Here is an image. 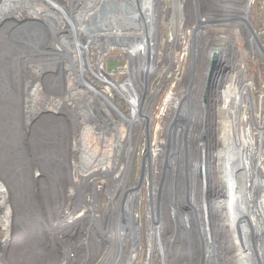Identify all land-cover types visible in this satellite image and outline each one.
Returning <instances> with one entry per match:
<instances>
[{
	"label": "bare ground",
	"instance_id": "obj_1",
	"mask_svg": "<svg viewBox=\"0 0 264 264\" xmlns=\"http://www.w3.org/2000/svg\"><path fill=\"white\" fill-rule=\"evenodd\" d=\"M90 1L91 4L88 12L92 9L89 14V16H92L96 0ZM205 2V5L212 7V9L210 8V11L205 12L203 8L199 11L200 16L195 13L197 30L202 31L204 34L210 32L208 28V26H210L209 22H220L224 25L228 23L226 19L221 18V16H223L221 12H223L222 7H228L231 5V1H229L228 6L225 1L222 3V0H218L219 4H215V6L211 5V2L208 0H205ZM241 2L242 16L248 19L249 6L252 1L241 0ZM151 3L150 12L152 13L153 2ZM186 5L188 6L187 0ZM195 5L196 7L199 6V0H195ZM187 6L185 10L186 13ZM231 6L233 7V5ZM58 7L63 9L62 5ZM68 7V9H71L72 11L73 9L76 10L80 6L72 1ZM215 10L217 11L216 14H213V16H216L215 19L207 17L210 12H214ZM18 11H21V13H27L30 19V21H24L25 23L23 22L22 25L26 29L30 27L32 31H34L35 37L37 36L41 39L45 38L46 42L43 41L41 46L47 45L51 39V42L49 43L51 48H49L46 52L48 55V59L46 58V60L50 61L51 64H54V66L59 68V73L57 75L54 73L52 78L60 81L64 80V87L61 88L63 92L70 93L74 97H79L81 98L80 101L84 102L83 107L77 103L78 101L71 103L70 101L64 100L65 102L62 101L58 103L57 106L55 105V107L52 108L53 111L51 112L53 113L54 111L65 113L67 116L66 120L69 119V124H72L71 126L73 127V131H68L69 133L64 132L60 135L61 143L64 144L63 140L64 138L66 139L65 144L67 145V157L63 156V153L62 156L65 158L56 156L53 151V155L49 163L42 161V164L45 163L49 165L50 169L46 170V166H44L45 171L43 172L45 173L39 179L44 178L43 176L47 178L50 174L51 178L49 179H51L54 184L56 183L59 185L65 180L64 182L66 183H64V193L67 194L66 198L69 199L70 203H73L75 206L78 205L79 207L82 205L88 206L87 210L83 211L84 214L81 213L77 216V218L75 217L71 218L69 221L67 220L68 222L66 221V224L61 223L62 226L66 225L72 229H76L80 226L82 237L81 243H83L82 247L85 251V255L83 257L84 264H115L116 259H122L121 257L123 255H127L128 263L133 264L139 255L138 251H140V224L136 220L137 212L135 208L141 201V194L137 192L139 189L136 191V189L130 188V184H128L127 181L125 182V178L128 167H133L136 147L132 145H134L136 140L138 141L141 139L142 135L140 133L135 140L136 136L134 137L133 133L134 128L136 129V122H138L139 117H143L141 122L147 123V129H150L153 119L150 115H147L148 112L146 111L145 113H142L141 117L132 110L131 116L129 117L122 114L126 121H128V127H126L122 120H118L114 117V115H112L114 113L112 111L122 112L115 102L110 99L107 91L97 89V91L91 90L87 93L78 89V83H81L86 78V69L83 68V66L87 64V60L82 57L83 49L78 43L72 45V48L74 46L73 52L70 50L71 43L67 39L69 36H73L75 31L70 30L69 32V29L60 21L61 17L59 14L54 13L53 11L51 12L50 10H40L33 5V3L28 1L0 0V34H7L8 31L15 26V24L20 23L18 21L23 20V16H21ZM204 15L205 18L202 17ZM47 20L51 22V25L53 26L52 28L47 26ZM139 22L140 24L142 22L140 28H143L145 22L141 20ZM32 23H34V26H32ZM242 23L243 24L239 26V30H235V32L239 33L241 30L248 40H252L253 44V41H255V43L259 45L258 37L254 33V27L248 21H244ZM146 24L147 28L146 25L145 28L148 31L147 34L151 36L155 29L153 20L150 19L146 22ZM41 27H44V30H41ZM193 28L194 27L191 28L192 36L189 35L192 49L193 44L196 43L194 42L192 44V37L194 36ZM73 29H76L74 25ZM67 30V34L69 36L66 35L67 37H64L63 35L59 46H54L53 42L56 41V37L58 36V33L55 31H59L63 34ZM99 31H103L102 34H105L106 32L103 26L99 27ZM226 31L228 32L229 30L227 29ZM37 33H40L39 36ZM218 37L224 39V42L228 36L225 38L222 37L221 34V36ZM137 38L138 36L136 35L130 39L132 41ZM140 39L143 40L144 37ZM20 47L22 49V46ZM35 49L37 48H34V50ZM54 51H56V54H53L55 53ZM194 52L195 50H193V53ZM29 53H31V51ZM66 59H68V62H64ZM29 61L30 60H28V62ZM239 78L240 81H238L237 76V84L235 87L228 89L223 88L222 83L215 88L214 94L216 97H211L208 100V107L205 111L204 119L201 115L198 117L201 120L203 119V122H200L205 123L204 126L207 128L200 125L202 129H198L196 133H194L195 126L191 129V132L188 131V129L185 133L183 131L182 134L178 132V143L182 142L181 144L183 145L181 148L178 145V154L175 153V150H172L176 141V131L174 132L172 130L170 133L169 139L172 140L170 143L172 145L170 147L171 149H166L162 143H149V152H152V147L161 152L159 154V158H155V163H152V159H150V161L149 158L147 159V168L144 174L146 177L150 178L152 176L150 171L151 166L154 167L155 165L154 176L151 177L154 185L152 187H154L153 189L155 192L161 191V196L158 197L159 194L155 193L154 204H152L155 209H153L155 217L151 216L149 221L146 222L149 245L147 259L143 262V264H264V248L256 237V228L254 224L255 220V222L257 221L259 224V229H264V195L259 194L261 187L257 173L256 153L253 149V144L251 147H246L248 133H246V127L243 125V103L244 99L247 97L250 98L251 88L250 84L243 81L240 75ZM25 83L28 84V86L29 84L31 85L32 91L30 96L27 99L24 98L25 101L22 103L23 114L28 116L29 121H31V118L35 119V124L29 134L33 137V135L36 134L35 131H37V129H44L48 134L55 136L54 134H51L52 132L46 130V127L50 125L53 126V124L58 121L66 124L65 120L56 116L52 118L51 114L39 115V110L34 107L38 104L36 102L38 101L37 94L40 91V85L35 84L32 86V83L35 82H32L30 79ZM26 84L24 86H26ZM92 84L93 83H90V85ZM225 94L229 95L228 103H225V100L222 103L218 102L217 98L219 96H224ZM190 101H192V99L189 101L187 100L188 103ZM106 107H109L110 111H108ZM33 109L34 113L32 112ZM197 110L198 111L195 113L196 116L200 113L202 114L199 109ZM97 113L102 116L101 118L99 115L101 118V125L98 126V129L88 124V121L85 119V116L92 119V117H95V114L97 115ZM206 117L207 121L205 122ZM232 123L238 130L237 135H234L237 136L236 139H234L232 131L230 130V124ZM25 124H27V127L29 126V123L26 122ZM192 133L195 135L192 136ZM213 149L214 151L212 153ZM69 155H71V158H69ZM6 157L7 154H5L3 150L0 151V159L3 160ZM168 157L176 159L177 162L173 159L172 161L168 160ZM200 157H203L201 158L203 162H205L206 159L213 160L214 167L211 172L212 176L214 175L216 180H222L221 182L224 186V193L225 191H229L233 201L230 200L228 195H223L224 197L219 199L217 197L211 198L208 201L207 196H204V194L201 195L199 186L197 188L198 177L196 174L197 167L200 165V162H197V159ZM119 160H121V163H119ZM181 170L183 172V177L185 175V171H187L186 174L192 176V178L194 174L193 190L190 188L192 186L191 181L190 185H188L189 188L185 192L189 191L192 196L191 201H194V203L197 201L196 206H193L194 208L192 210H195L196 216L198 217L195 221H193V223L189 222V229L182 230V223H180L181 225L179 226L177 221L179 220L177 219L179 215L177 216L174 211L172 222L177 229L171 233L169 237L161 240L162 235L160 237L158 236L156 228L158 219L164 223L165 221L168 223L171 222L166 220L165 214L161 216L160 207H158L160 211L156 208L157 201L159 198L162 206L161 198L165 190V194L167 193L169 201L175 202L177 200L180 202L178 197V185L182 173ZM173 171L175 173V181L177 180V188L175 192L176 196L171 198L170 193L172 192V188H170L169 181L171 180L170 175ZM205 176L201 178L205 179ZM200 181H202V179L199 178V182ZM225 181L227 183V187L224 185ZM242 182H246L245 191H243L241 186ZM104 183L106 187H104ZM162 183L163 186H161ZM166 186L167 188H165ZM8 188L10 189V186L7 183L0 181V207L5 208L6 213L10 216L12 209L7 201L9 193ZM105 188H107L108 195L110 196L112 210L110 212L102 213L99 206V197L102 195L103 189ZM252 189L257 191L258 197H256V191H251ZM196 190L198 192L197 196L195 195ZM249 191H251L250 196L248 195ZM246 204H248L249 210L245 209ZM253 206L255 207V210L252 212ZM180 213L181 211L179 214ZM207 217L212 218L211 220L214 221L215 227L213 228V232L206 238L201 234V221L207 219ZM59 223L60 221L58 224ZM230 224L235 229H233ZM24 225H27V223ZM40 234L39 230L34 231L33 233L25 231L22 240L20 242L17 241L15 250L16 253H14V256L18 263L37 264V262H41V264H45V262L48 261V258L50 257V252H46L48 249L46 251L42 249L41 252L37 253L36 250L32 249L30 251L28 248V241L30 240L34 241L35 246H38L39 244L41 245V242L38 243ZM243 236L245 237V241H242ZM164 240H166L165 243ZM245 243L247 245L246 247ZM248 250L252 252L251 257L247 256L246 252ZM35 257H38L37 261H34Z\"/></svg>",
	"mask_w": 264,
	"mask_h": 264
},
{
	"label": "rangeland",
	"instance_id": "obj_2",
	"mask_svg": "<svg viewBox=\"0 0 264 264\" xmlns=\"http://www.w3.org/2000/svg\"><path fill=\"white\" fill-rule=\"evenodd\" d=\"M21 1L31 2L40 10H48V11L50 10L51 12L53 11L54 13L59 14L61 17L60 21L69 29V32L70 30L75 31V34L73 36L76 39L79 40V37L81 36V34L83 35L84 31L85 34H87L86 31L88 30H86L85 27L86 24L90 21L89 18H91V15L89 16V14L92 9L89 12L88 10L84 11L86 6H81L82 4L81 0H72L73 3H76L80 6L76 10L73 9L72 11L71 9H68L69 8L68 5L72 3L71 0H53L56 2L50 0H21ZM174 1L176 0H166V5L170 9H172ZM187 1H194V0H187ZM208 1L211 2V5L215 6L214 3L215 0H208ZM224 1L226 2L227 6L229 5V1H231V5H233V7H229L231 5H229L228 7L224 6L222 7L223 12L220 11L223 15L221 16V18L226 19L228 22L227 24L229 25L227 24L224 25L223 23L220 22H209L210 26H208V28L210 32H208L207 30L208 33L204 34L202 31L197 30L196 21L195 23L193 22L191 24V28L194 27L193 28L194 36L192 37V44L194 42L196 43L193 44V49L191 45L190 48L191 58H189L188 64L186 66V79L179 85L178 90L180 91L179 95L182 101L181 104L183 103V107H184V109L182 110V114L185 118L184 124L186 125L188 131L190 132L192 131L191 129L195 126L194 133H196L198 129L200 128L202 129L200 125L207 128L206 126H204L205 123H202L206 111L204 109L206 102V95H207V89L205 83L207 81V78L210 76L211 72L213 71L214 61L216 60L220 61V69L223 74L222 82L220 84L223 83V88L228 89L235 87L237 84L236 81L237 76H238V81H240L239 75L242 77L243 81L250 84L251 96L250 98L247 97L246 99H244V103H243L244 127L253 125L254 121L258 119L259 115H261V117L264 118V0H251L252 2H250L251 5L249 6L250 12L248 17L250 18L251 24L253 25L255 30V34L258 37L260 43L259 45H257L255 41H253L254 42L253 44L252 40H248L247 37L243 34V32H241V30L239 31V33L235 32V30L236 31L239 30V26L243 24L241 19L243 17L241 12V7H242L241 0H222V3ZM151 2H153V0H151ZM88 4H91V1ZM205 4H206L205 0H199V6L196 7L197 10L195 11V13L199 15L200 14L199 9L201 8L202 9L204 8L205 12L210 11V8L212 9V7H208ZM60 5L63 6V9H60L58 7ZM186 6H185V10H186ZM193 10H194V6H192V11ZM155 12H156V6H153L152 13L155 14ZM18 13L21 16H23V20L18 21L20 23L15 24V26L12 29H10L7 34H0V38H1L0 39V75H1L0 76V151L3 150V152L7 154L6 158H4L3 160L0 159V181L3 183L5 182L10 186V189L8 188L9 193L7 196V201L12 209V213H11L12 223L10 218V224H11L10 228L12 229L13 227L12 225H14L15 230L13 233H15V237H14V244L12 247L13 250L12 258L11 255L9 256V258L14 264H20L16 261L14 253H16L15 250H16L17 241L20 242L22 240L25 231L33 233L34 231L39 230V232L41 233L38 241V243L41 242V245L39 244L38 246H35L33 240L28 241V248L30 249V251L32 249L36 250L37 253L41 252L42 249L46 251L48 248L46 239L48 232H50L51 225L54 223H58L59 221L62 224H66L71 218H75V217L77 218L78 215L83 213V211L87 210L88 208V206L85 205L79 207L78 205L75 206L73 205V203H70L69 199L66 198L67 194L64 193V183H66L64 182L65 180L62 181V183L59 185L56 183L54 184V182L51 179H49L51 178L50 174L49 176H47V178L43 176L44 177L42 178L43 180L39 179L45 173L43 172L45 171L44 166H46V170L50 169V166L45 163L50 162L53 155V151L56 156H60L61 158H65L63 156L67 157V145L65 144L66 139L64 138L63 140L64 144L61 143L60 135H62L64 132L73 131V127L71 126L72 124L71 125L69 124V119L66 120L67 116L65 115V113L57 112V111H54L53 113L51 112L53 111L52 108L55 107V105L57 106L58 103L64 100L70 101L71 103H75L78 101L77 103L83 107H84V102L80 101L81 98L79 97H74L70 93L63 92L61 88L64 87L63 86L65 84L64 80L60 81L52 78L54 73L56 75L59 73L58 72L59 68L54 66V64H51L50 61L46 60V58L48 59V55L46 54V52L49 48H51V45H49L51 39L49 43H47V45L41 46L43 41L46 42L45 38L41 39L40 37L37 36L36 38L34 31H32L30 27L26 29L24 26H22V23L24 21H30V19L27 13L25 12L21 13V11H18ZM210 13L209 16L207 17L215 19L216 16H213V14H216L217 11L215 10L214 12H210ZM202 17L205 18V15ZM152 20H153V24L155 25V29H154V33H152L151 36L154 35L155 32L157 31V24H158V20H156L155 17L154 19L152 18ZM73 25L76 27L75 30L73 29ZM140 25H142V22L141 24L140 22H135L131 24H125L124 26H118L116 27L117 29L115 28L111 29L113 30V32L114 31L115 32L111 33L110 35L111 36L117 35L121 37L122 41H126V38H123V36L128 32L135 33L134 30L138 29ZM32 26H34V23H32ZM47 26L49 28L53 27L49 20H47ZM94 27L95 26H89L88 29L92 31ZM168 27H170V22L169 21L163 22L162 28L159 33L160 36L158 35L161 41L163 40V36L165 35V33L168 32L169 34L170 32V29ZM40 29L44 30V27H41ZM119 29L121 30V33L119 32ZM227 29L229 30L228 32L226 31ZM55 32L58 33L59 37L57 36L58 38L56 37V41L54 40L55 42L53 43L54 46L57 45L56 47H58L61 42L60 40H62L63 38L62 36L64 35L65 37L66 35L67 36L69 35L67 34L68 30L63 34L60 33L59 31H55ZM106 33L107 32H105V34ZM37 34L39 36L40 33ZM221 34L222 37L225 38L226 36H228L224 42H223L224 39L218 37L221 36ZM101 35L104 34L98 32L93 34L92 37L98 38ZM106 37H109V35H107ZM67 40H69V38ZM69 41L70 43L73 42L72 40ZM78 44L80 46H84V44L83 43L81 44V42H78ZM20 46H22V49ZM162 46L163 43L161 42L160 49ZM34 48L37 49L34 50ZM73 48L72 45H70V50H72V52L74 51ZM214 49L221 50L220 51L221 59L218 57L219 55L215 54ZM193 50H195L194 53ZM30 51L31 53H29ZM54 52L55 53L53 54H56V51ZM90 53H92V51H90ZM154 53L155 51L152 52L150 55ZM165 56L168 57L169 54L166 52ZM82 57L85 58V55H82ZM28 60L30 61L28 62ZM67 60L68 59H66V61L64 62H68ZM126 61L127 58L124 56V53L122 51H115L106 61V66L108 68L109 66L114 67L120 64H124L126 63ZM107 71L108 70L106 68L105 70L107 77L106 80L102 79L101 76H100L101 80H99L98 76L95 75L96 76L95 77L94 74L89 73L88 76H86V78L94 85L93 84L90 85V83H86V79H84V81L78 83L79 84L78 89L85 91L87 93H89L91 90L97 91V89L102 91H107L110 99L115 102V104L122 112L120 113L118 111H112L114 112L112 115H114L116 119L122 120L124 122V125L128 127V121H126V119L123 117L122 114H125L127 117L131 116L132 103L130 102V94L133 88L130 87L131 83H121L125 79V76L115 75L112 73L110 74ZM29 79L32 80V82L33 81L35 82L32 83V86H34L35 84L40 85V91L37 94L38 101L36 102L38 104H36V107H34L35 109L39 110L40 112L39 115L51 114L52 118L56 116L58 118H63L65 120L66 124L58 121L55 122L53 126L50 125L46 127L47 128L46 130L52 132L51 134H54L55 136L48 134L47 131H45L44 129H37V131H35L36 134L33 135V137L31 134H29L31 133V129L35 124V119L31 118L30 119L31 121H29L28 116L23 114V110H22V103L25 101V99H27L30 96L32 91L31 85L29 84L30 86L29 87L28 84L25 83ZM107 80L110 81L111 83H109ZM25 84L26 86H24ZM170 84L171 83L164 84L163 87L164 91L162 89V93L158 101V106L164 104L166 97L169 94L168 88L170 87ZM151 85L152 83H150V86ZM155 86L156 83L154 84V87ZM190 99H192V101L188 103L187 100L189 101ZM217 100L218 102L221 103L225 100V103H228L229 95L225 94L224 96H219ZM106 109L110 111L109 107H106ZM197 109H199L202 112V114L200 113L199 115L196 116L195 113L198 111ZM32 112L34 113V109L32 110ZM150 113H151L150 116L153 119V123L151 124L150 129L149 128L147 129V125H146L147 123L141 122L143 120L142 115H140L142 118L139 117L138 122H136L135 125L136 129L134 128V133H133V136L134 137L136 136L135 140L137 139L140 133L142 135H141V139H139L138 141L136 140L134 145H132L136 147L135 148L136 152L133 159V167L132 168L128 167L127 175L125 178V182L127 181V183L130 184V188H134L136 189V191L139 189L137 192L141 194V201L135 208L136 212L138 213V214L136 213V220L140 224V230H139L140 251H138L139 255L137 256V259L133 264H143V262L147 259L149 238H148V228L146 222L149 221L151 216L155 217L153 213L155 209L153 208L154 205H152L154 204L155 193L159 194L158 197L161 196L160 193L161 191L155 192V190L153 189L154 187H152L154 185L152 183L153 181L151 177L154 176L155 165L154 167L151 166L150 171L152 176L150 178L146 177V175L144 174L147 168V164H146L147 159L149 158V161L150 159H152V163H155L154 161L155 158L158 159L159 154L161 152L158 149L157 150L154 149L153 147L151 149L152 152H149L148 149L149 143L150 144L151 142H154L155 144L162 143V145L166 147V149H169L172 146L170 144L172 140L169 139L170 133L173 130L175 124L182 119L181 117L174 118L175 116H171V117L168 116L167 118H165L163 117L164 114H162L161 109L155 106L152 108ZM99 115H100L99 113H97V115L95 114V117H92V119L85 116V119L86 121H88V124L98 129V126L101 125V118H102V116L100 115L101 116L100 118ZM200 115L203 116L202 120L198 118ZM207 117L205 119V122L207 121ZM25 120L27 123H29L28 127L26 126L27 124H25L26 123ZM235 129L236 126H234L233 123L230 124V130L232 131V136H234L235 134L237 135L238 133V130ZM194 133H192V136L195 135ZM236 138L237 136H234V139ZM172 150H175V144L173 145ZM213 151L214 149L212 150V153ZM69 158H71V155H69ZM201 158L203 157L197 159V162L199 161L200 165L197 167V172H196L198 177L197 188L199 186L201 195L204 194V196H207V201L215 197H217L218 199L222 198L224 197L223 195H228L230 200H232L229 191H225L224 193L223 190L224 186L222 185L223 183L221 182L222 180H216L214 178V175L212 176L211 172L214 167L213 160L206 159L205 160L206 164H205V162H203ZM172 159L175 162H177L176 159L172 157H168V160L172 161ZM42 161H44L45 163L42 164ZM120 161L121 160H119V163H121ZM187 171H185V175L183 177L182 176L183 172L181 170L182 172L181 177L179 176L180 180L178 177L179 180L178 197L180 202H178L177 200L175 202L169 201L167 198V193L165 194V190L161 198L162 206L158 198L156 208L158 209V207H160L161 216L165 214L166 220L171 222L168 223L165 221L164 223L160 221V219H158L156 228L158 231V236L160 237L162 235L161 240L166 239V237H169L171 233H173L177 229V227L174 226L172 222L174 217L173 215L174 211L176 212L177 216L179 215L178 217L177 216L176 217L177 219H179L177 220L179 226L181 225L180 223H182L181 225V227H183L182 230L189 229L190 228L189 222L193 223V221H195L198 217L196 216L195 210H192L194 208L193 206H196L197 201L196 203H194V201H191L192 198L191 194L189 193V191L185 192L189 188L188 185H190L191 181H192V186L190 188H192L193 190L194 187L193 185L194 174L192 178V176L186 174ZM204 176L206 177L205 179L201 178ZM170 177L171 180L169 181V184H170V188H172V192L170 193V195H172L173 197L176 196L175 192L177 188V180L175 181L174 171L170 175ZM199 178L202 179V181L199 182ZM224 183H225L224 185L227 187L226 181ZM103 185L104 187H106L105 183ZM161 186H163V183ZM241 186L243 188V191H245L246 182H242ZM165 188H167V186ZM251 191H256V190L252 189ZM251 191L248 192L249 196ZM197 193L198 192L196 190L195 191L196 196L198 195ZM256 197H258L257 191H256ZM99 206H100V211L102 213L110 212L112 210V204L110 201V196L108 195L107 188L103 189L102 195L99 197ZM245 209L249 210L248 204H246ZM254 210L255 207L253 206L252 212ZM3 211H5V208L0 207V227H2L1 220H2ZM158 211L160 210L158 209ZM178 211L179 212L181 211V213L179 214ZM211 219L212 218L207 217V219L201 221L202 224L201 234L206 238L213 232V228L215 227V223ZM24 222L27 223V225H24L25 224ZM256 222L254 220V224L256 228L255 229L256 237L258 241L261 243L262 247L264 248V229H259L258 227L259 224L258 222L257 223ZM78 228L80 229V226ZM242 239H243L242 241H245L244 236L242 237ZM165 241L166 240H164V243ZM246 246L247 245L245 243V247ZM47 251H49V248ZM246 253L248 257L252 256V252L250 250H248ZM121 258L122 259H116L115 264H129L127 255L126 256L123 255ZM54 259L55 256L50 258L49 261H46L45 264H53ZM37 260L38 257H35L34 261ZM37 264H41V262H37Z\"/></svg>",
	"mask_w": 264,
	"mask_h": 264
},
{
	"label": "built area",
	"instance_id": "obj_3",
	"mask_svg": "<svg viewBox=\"0 0 264 264\" xmlns=\"http://www.w3.org/2000/svg\"><path fill=\"white\" fill-rule=\"evenodd\" d=\"M81 2V6H86L84 11H87L90 0H81ZM151 4V0H96L94 4L96 8L92 11L93 15L89 18L90 21L86 24L87 34L84 31L79 40L72 35L68 38L73 41L71 45L78 42L84 44L81 48L83 49L82 54L85 55L87 60V64L83 66L86 69L85 77L92 73L94 76H98L99 80H101L100 76L106 80V68L110 74L125 76L121 83H131L130 87L133 90L130 94V102L132 103V110L136 114L142 115L146 111L148 112L147 115H151L150 112L155 106L161 109L165 118L168 116L183 118L182 110L184 107L183 103L181 104L178 88L186 79V66L189 58H191L189 35L192 32L191 24L196 19L195 0L188 1L187 13L185 12L186 0L174 1L172 9L166 5V0H153L152 6H156L155 14L150 12ZM192 6H194L193 11ZM154 17L158 20L157 31L154 35L149 36L146 30V22L152 18L154 19ZM140 20L145 22L146 28L145 25L143 28L138 27L134 30L137 33L128 32L123 38L129 40L137 35L140 38L144 37L143 40L135 39L127 42L122 41L121 37L117 35H110L115 32L111 30L113 27L117 29L118 26L139 22ZM165 21L170 22V27H168L170 32L169 34L166 32L161 41L159 33ZM89 26L95 27L91 31L88 29ZM101 26L105 28L107 33L98 38H93L94 33H103V31H99ZM119 32L121 33L120 29ZM107 35L109 37H106ZM161 42L163 46L160 49ZM115 51H122L127 61L124 64L114 67L109 66L108 68L106 61ZM154 51L155 53L150 55ZM214 51L221 59V50L214 49ZM166 52L169 54L168 57L165 56ZM212 72L205 83L207 89L205 110L208 107V100L211 97H216L214 94L215 88L222 82L223 74L219 60L214 61ZM85 79L86 83H91L87 78ZM150 83H152L151 86ZM155 83L156 86L154 87ZM165 83H171L168 88L169 94L164 104L158 106ZM246 133H248L246 147H251L253 144L256 153L257 173L261 187L260 195H264V118L259 115L253 125L246 127ZM10 218L12 222L11 215L9 216L6 210L3 211L2 227H0V264H14L9 258L10 255L12 258L15 237V233H13L15 230L14 225H12V229L10 228ZM81 240L79 228L72 229L66 225L62 226L61 223L52 224L46 239L49 248V251L46 252H50L48 261L55 256L53 264H84L85 251Z\"/></svg>",
	"mask_w": 264,
	"mask_h": 264
},
{
	"label": "flooded vegetation",
	"instance_id": "obj_4",
	"mask_svg": "<svg viewBox=\"0 0 264 264\" xmlns=\"http://www.w3.org/2000/svg\"><path fill=\"white\" fill-rule=\"evenodd\" d=\"M184 122H185V118L183 117L181 120H179V122L178 123H176L175 124V126L173 127V131L176 133V141H175V153H177V152H179L178 150H179V147L181 148V146H183L181 143H178L179 142V138H178V132L180 133V134H182V132L184 131V133H185V131L187 130V127H186V125L184 124ZM181 128H180V127ZM185 126V127H184ZM177 129V130H176ZM179 129V130H178ZM179 134V135H180ZM174 141V140H173ZM178 145H179V147H178ZM178 154V153H177ZM171 198H172V195H171Z\"/></svg>",
	"mask_w": 264,
	"mask_h": 264
},
{
	"label": "water",
	"instance_id": "obj_5",
	"mask_svg": "<svg viewBox=\"0 0 264 264\" xmlns=\"http://www.w3.org/2000/svg\"><path fill=\"white\" fill-rule=\"evenodd\" d=\"M216 2H217V3H216ZM214 3L217 4V5L219 4V3H218V0H215ZM231 7H232V6H231ZM249 12H250V11H249ZM241 19H242V22H244V21H248V22L251 24V21H250V18H249V17H248V19H246V18H244V17H242ZM24 23H25V22H24ZM251 25H252V24H251ZM22 26H23V25H22ZM252 26H253V25H252ZM12 28H13V27H12ZM254 33H255V32H254ZM258 42H259V40H258ZM259 44H260V43H259Z\"/></svg>",
	"mask_w": 264,
	"mask_h": 264
}]
</instances>
